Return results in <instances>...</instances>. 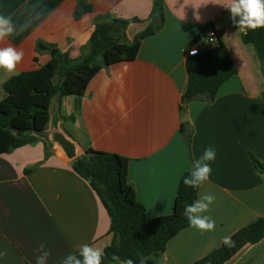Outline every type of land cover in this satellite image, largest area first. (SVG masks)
I'll list each match as a JSON object with an SVG mask.
<instances>
[{
    "label": "crops",
    "instance_id": "0c3cea01",
    "mask_svg": "<svg viewBox=\"0 0 264 264\" xmlns=\"http://www.w3.org/2000/svg\"><path fill=\"white\" fill-rule=\"evenodd\" d=\"M88 1L93 11L77 20L78 0H0V14L11 16L18 26L28 25L0 42V47L24 52L18 75L46 65L53 51L81 57L99 16L146 20L153 7L151 0ZM164 3L163 29L142 42L134 61L103 69L83 97L53 99L47 133L58 120L57 127L76 143L79 155L93 149L128 158L129 183L151 218L173 213L181 178L205 148L213 147L212 173L198 198L215 196L204 213L215 220V230L201 233L189 227L165 252L152 253L147 261L193 264L221 247L224 236L264 218V175L251 160L253 155L264 162V71L254 47L243 43V32L232 24L224 7L229 0ZM207 25L222 31L237 75L222 86L213 103L195 101L182 110L188 85L186 53ZM132 26L135 36L148 22ZM39 42L54 49L38 51ZM215 46L217 41L205 42L201 51ZM11 78L0 70V102ZM71 116L74 120H63ZM187 122L190 150L182 133ZM65 123H70L71 134L64 130ZM43 141L0 156V252H6L0 264H36L41 243L51 253L47 264H62L81 244L105 250L112 242L109 215L89 183L58 147H50L46 158ZM27 169L33 171L27 174ZM103 264L112 263L104 257ZM227 264H264V239L243 248Z\"/></svg>",
    "mask_w": 264,
    "mask_h": 264
},
{
    "label": "trees",
    "instance_id": "16d2710c",
    "mask_svg": "<svg viewBox=\"0 0 264 264\" xmlns=\"http://www.w3.org/2000/svg\"><path fill=\"white\" fill-rule=\"evenodd\" d=\"M151 1L152 11L146 20L99 16L95 21V30L78 59L58 51L46 65L16 75L4 84L7 96L0 102V156L33 145L41 138L47 140L43 141L46 158L51 155L49 148L53 146L48 140L47 130L51 122L53 99L83 97L92 79L103 69L135 60L142 42L161 31L165 25L164 0ZM92 11L93 6L88 0H78L74 15L79 20ZM145 22H148V26L130 40L127 31L132 24ZM232 24L235 26L233 21ZM210 30H214L213 25L204 27L195 42L206 38ZM222 36V31L216 32L217 46L188 58V85L181 100L182 110L195 101L213 103L222 86L237 75ZM242 41L254 47L264 71V27L243 33ZM53 49L38 43V51ZM262 99L264 101V92ZM63 120H74V117H64ZM54 121L56 126L58 120ZM182 133L190 150L192 133L188 131V122L182 125ZM251 160L256 171L264 175V162L253 155ZM129 162L124 156L93 149H87L72 162L74 172L89 183L109 215L112 242L104 250V257L112 264H116L111 260L113 254L121 260L131 259L134 264H139L142 256L165 252L169 242L190 227L182 215L183 209L198 199L200 188L186 187L183 177L189 172L185 173L178 185L173 213L151 218L129 183ZM32 171L25 170L27 174ZM232 239L234 247L222 244L193 264H227L246 246L258 244L264 239V218L241 228L232 235Z\"/></svg>",
    "mask_w": 264,
    "mask_h": 264
},
{
    "label": "clouds",
    "instance_id": "9594fccd",
    "mask_svg": "<svg viewBox=\"0 0 264 264\" xmlns=\"http://www.w3.org/2000/svg\"><path fill=\"white\" fill-rule=\"evenodd\" d=\"M231 15L234 25L238 32L247 33L248 30H256L264 27V0H229L224 5ZM28 25L18 26L11 16L0 14V42L8 37L19 35L26 30ZM192 54H196L193 50ZM24 52L13 46L0 47V70H3L8 78L18 75L17 66L22 62ZM216 159V151L209 146L204 149L202 155L194 160L189 174L183 177V184L193 189L199 188L206 183L212 173L211 163ZM215 196L212 194H201L192 204L184 206L182 215L188 220L190 227L197 229L201 233L214 231L216 222L214 219L204 213L208 212L210 206L214 203ZM222 243L227 247H234L235 242L231 235L224 236ZM39 255L36 257V264H47L50 251L44 243L39 245ZM6 255V252H0V257ZM105 252L91 244H81L78 253L68 254L62 261V264H103ZM151 257H141L139 264H147ZM111 260L116 264H134L133 260H121L113 254Z\"/></svg>",
    "mask_w": 264,
    "mask_h": 264
},
{
    "label": "water",
    "instance_id": "95a60500",
    "mask_svg": "<svg viewBox=\"0 0 264 264\" xmlns=\"http://www.w3.org/2000/svg\"><path fill=\"white\" fill-rule=\"evenodd\" d=\"M135 31L136 27L131 26L127 31L128 37L133 38ZM57 52L58 51H53L51 55L55 56ZM185 121H187V117ZM48 134V140L52 144V146L59 147L64 152L66 158L69 161L73 162L80 157L78 146L76 145V143L61 129H59L57 125L55 126V124L52 123V128Z\"/></svg>",
    "mask_w": 264,
    "mask_h": 264
},
{
    "label": "built area",
    "instance_id": "2783aa9c",
    "mask_svg": "<svg viewBox=\"0 0 264 264\" xmlns=\"http://www.w3.org/2000/svg\"><path fill=\"white\" fill-rule=\"evenodd\" d=\"M216 41H217V38H216V32H215V30H210V31H208V33H207V37H206V38L201 39V40L195 42V43L192 45L191 49H189V50L187 51L186 56H187L188 58L198 56V55L201 54V52H202V51H201V46H202L205 42H208V43H214V42H216ZM193 50H195V53H196V54H192V53H193Z\"/></svg>",
    "mask_w": 264,
    "mask_h": 264
},
{
    "label": "rangeland",
    "instance_id": "374dc122",
    "mask_svg": "<svg viewBox=\"0 0 264 264\" xmlns=\"http://www.w3.org/2000/svg\"><path fill=\"white\" fill-rule=\"evenodd\" d=\"M209 45L212 46V44H209ZM65 110L67 112H70V109L68 107L65 108ZM55 115H56V112H54V110H53L52 117H54ZM63 128L67 132V134H71V126H70V123H65L64 126H63ZM58 149H60V148L58 147ZM58 151H61V150H58ZM60 153H63V156L65 157V159H67L63 151L60 152ZM80 156H82V155H80Z\"/></svg>",
    "mask_w": 264,
    "mask_h": 264
},
{
    "label": "bare ground",
    "instance_id": "6f19581e",
    "mask_svg": "<svg viewBox=\"0 0 264 264\" xmlns=\"http://www.w3.org/2000/svg\"><path fill=\"white\" fill-rule=\"evenodd\" d=\"M62 151V150H61ZM63 155V153H61Z\"/></svg>",
    "mask_w": 264,
    "mask_h": 264
}]
</instances>
